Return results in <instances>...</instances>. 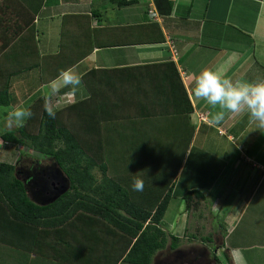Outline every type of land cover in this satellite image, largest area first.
I'll return each instance as SVG.
<instances>
[{"label": "crops", "instance_id": "1", "mask_svg": "<svg viewBox=\"0 0 264 264\" xmlns=\"http://www.w3.org/2000/svg\"><path fill=\"white\" fill-rule=\"evenodd\" d=\"M168 1L172 3L171 9L168 13H163L157 8L155 0H135L121 6L114 0H0V109H4L0 112V162L15 165L18 175L23 177L29 186L25 173H30L35 168L34 166L30 171L29 163V155L34 158L35 152L22 144L12 145L2 141L1 135L9 131L7 112L17 107H27L31 99L38 97L39 101L30 106V109H34L30 126L34 125L31 128L37 129L41 106H44L45 97L49 94V82L65 68H72L79 73L82 83L75 91L63 89L59 94L51 96L50 101L54 100L53 105L56 109L67 108L81 101L84 105H89L87 101L91 96L104 93L109 95L103 101L107 103L108 109L105 110L101 105L100 113L120 116L126 111L122 99L125 95L129 97L133 95L128 92L125 94L126 90L139 88L138 83L141 82L142 85L150 81L146 78L140 79V74L145 72V68L140 67L152 63L172 62L178 78L173 81L171 79V82L182 84L193 105V113L206 116V121H203L205 123H208L212 109L205 101L197 100L192 95L193 82L203 69L212 66L211 69L214 70L218 67L223 68L226 70V76L233 81L237 80L234 76L241 75L249 77V81L240 79L246 82L264 80V0ZM12 4L17 6L14 11L19 15L16 19L19 20V24L16 21L13 24L9 21L14 18L11 17ZM34 4H40V7L38 12L33 13L32 23H29L28 18L32 16L28 17V11L33 10ZM30 13L32 15L31 11ZM56 23L59 26H56ZM203 31L206 36L204 41L208 46L203 45L201 36L204 34ZM215 37L219 40L217 47L213 41ZM223 39L228 40L224 42ZM192 42L201 43L200 49L203 46L204 50L208 49L205 54L211 55L206 61L210 62V65L198 63L194 66L184 61L188 55L187 45ZM212 60L222 62H211ZM38 65H41L39 74L30 72ZM35 111L38 112V118L34 117ZM123 116L124 126L122 129L118 127L123 133L121 136L118 132L116 138L120 141L118 145H126L125 142L128 145L142 143L145 139V136H141L142 132L145 135L144 131L147 129L143 128L140 131L141 124L137 123L140 118L133 115L134 118L125 119L124 114ZM244 118H247L246 126L241 127L240 123ZM109 121L113 122L112 119ZM254 123L247 114H227L220 125L214 126L215 147L232 151L231 154L234 156L240 149V138L246 133L249 134L252 146L257 142L256 139L260 138L257 143L262 147L264 130L254 129ZM207 125L213 126L209 123ZM12 129L15 130L17 127ZM197 129L195 126L192 143ZM115 131L118 130L114 129ZM238 157L234 160L235 164L245 165L248 169L247 177L255 175L257 177L263 172L264 162L259 163L253 155L244 158L239 150ZM241 158L244 160L243 163ZM25 162L27 165L24 166ZM35 164L40 163L36 160ZM180 172L181 170L177 174V179ZM212 188L207 189V193L215 197ZM28 190L33 197L34 191L30 186ZM34 196H37V193ZM229 210L236 211V208ZM187 212L184 211L186 218L184 223L176 222L178 225L181 224L178 230L180 232L175 234L179 237L185 234ZM235 214H230V221H227V237L232 234L230 225L236 223ZM85 215V218H77L74 222L72 220L73 224L70 226L72 230H69L67 239L68 253H72L70 248L72 250L78 237H83L93 229L90 223L94 220H89V214ZM173 225L163 228L171 232ZM76 227H84L86 233L79 235L75 232ZM225 245L230 248L231 264H256L252 258L247 261L245 253L240 250V244ZM36 255L35 262L38 264H72L40 255V258H37ZM65 257L72 260L75 255L68 254ZM83 257L84 264H92L88 254ZM122 263L124 262L119 261L117 264ZM257 263L264 264L263 261Z\"/></svg>", "mask_w": 264, "mask_h": 264}, {"label": "trees", "instance_id": "2", "mask_svg": "<svg viewBox=\"0 0 264 264\" xmlns=\"http://www.w3.org/2000/svg\"><path fill=\"white\" fill-rule=\"evenodd\" d=\"M114 1L119 6L135 2ZM155 3L163 13L171 9L172 3L168 0H155ZM12 5L11 17L14 18L9 21L13 24L18 23L19 15L15 12L16 4ZM39 7L40 4H34L33 10L29 9L32 15L28 11V17H32L27 22L32 23L33 13L38 12ZM140 68H145L140 79L150 81L142 84L143 88L140 82L139 88L126 90L125 94L133 95L122 99L126 111L120 116L100 113L101 105L108 109L103 101L109 95L103 93L91 96L87 101L89 105L81 101L67 107L71 112H79L74 121L80 128L66 125L67 120L57 117V112L54 119L50 118L41 106L37 129L26 122L23 127L1 135L5 143L32 149L35 161H53L66 176L68 188L54 199L39 203L31 196L16 166L0 162V264H35L36 254L37 258L40 255L72 264H84L86 254L92 264L119 261L151 264L157 251L166 247L175 250L185 234L189 236L187 231L179 237L163 229L161 221L173 197L177 174L181 170L180 178L186 167L184 159L195 132L190 118L194 108L182 84L171 82L178 78L172 62ZM123 114L125 119L140 118L137 122L141 124L140 131L147 129L145 135L140 134L145 136L142 143L118 145L120 141L116 138L118 132L121 136L123 133L118 128L124 126ZM105 139L107 141H102ZM34 166L32 162L30 171ZM96 167L101 172L100 177L94 173ZM136 177L144 180L143 191H133L132 182ZM201 189L194 187L184 191L182 199L186 210L200 208L201 201L205 200ZM85 214H89V220H94L90 223L93 229L83 235L86 229L76 227L75 232L83 237L77 238L72 250L70 248L72 253H68L72 220L85 218ZM224 229L223 233L220 231L224 260L221 262L214 253L208 256L215 264H231L230 248L225 245L226 227ZM202 240L210 243L213 238L207 235ZM68 254L75 255V260L65 257Z\"/></svg>", "mask_w": 264, "mask_h": 264}, {"label": "rangeland", "instance_id": "3", "mask_svg": "<svg viewBox=\"0 0 264 264\" xmlns=\"http://www.w3.org/2000/svg\"><path fill=\"white\" fill-rule=\"evenodd\" d=\"M56 26H59L58 23H56ZM201 36L203 38V45L208 46L204 41L206 40L205 32ZM227 40L223 39L224 42ZM213 41L217 47V43L219 42L218 38L215 37ZM199 45L201 43L197 44L195 42L187 45L188 55H186L184 61L188 62L189 65L194 64V66L198 63L210 65V62H206L211 57V55H208V57L205 54L208 49L206 48L204 50V46L200 49ZM211 62L222 61L212 60ZM40 70L41 65H38L37 68H34L30 72L34 71L36 74H39ZM91 76H93V73ZM234 77L237 80H250L249 77L242 75ZM251 80L253 81L252 77ZM37 98L31 99L25 108H30V106L34 105V102H38L39 100L37 101ZM50 103L54 104V100H51ZM1 110L4 109H0V112ZM33 110L31 109V111ZM56 112L57 117H63L67 120L65 122L66 125L72 126L74 124L73 126L77 125L80 128L77 122L74 121L78 119V111L71 112L66 107H57ZM34 117L38 118L37 111L34 112ZM199 117L200 114L196 113H191L190 115L191 121L198 129L194 143L191 142L187 150L184 159V163L186 164L185 170L181 177L178 178L173 191V197L166 209L161 225L169 227L170 224H174L171 232L174 234L180 232L178 230H180L181 224L178 225L176 222L182 221L184 223L186 220L184 211L188 210H186L185 202L182 199V194L186 189L203 187L201 190L205 193V200L201 201L199 209H192L187 212V229L185 228V231H187L189 236L185 234L179 247L175 250H170L166 247L165 249L157 251L153 256L151 264L188 263L194 257L198 256L199 252H204L203 255H205L202 264L208 263L210 253L216 254L222 262L224 260L221 251L223 236L220 234V231L222 230L223 233L224 228L227 226V221H230V214L235 213L236 223L233 226L230 225L232 234H229V237L226 236L225 241L230 244H240V250L245 253L247 261L250 260L249 258H252V261L256 262V264L259 261H263L264 263V170L257 177L255 175V177L251 176L249 178L247 177L248 169L245 165L238 162V164H235L234 161L236 157L239 158L240 150V154L244 158L247 155H253L259 163L264 162V144L260 147L257 143L260 141L259 138L256 139L257 142L252 146L249 134L246 133L239 140L240 149L232 156V151L229 152L215 147L216 131L214 126H208V123L205 122L200 124ZM31 118L28 119L29 121L27 120V124L30 123ZM245 119L247 120V118H244L243 122L240 123L241 127L246 126ZM253 128H256V123L253 124ZM255 131L257 132L259 130ZM29 156V163L32 164V162H35V157ZM38 160L41 159L38 158ZM240 160L242 163L244 162L243 158ZM25 165H27V162H25ZM249 169L252 170V167L249 166ZM94 173L98 177L101 175L97 167L94 169ZM25 174L30 188L34 191L33 193H37V196L33 194V199L39 203H45L54 199L59 193L68 188L66 176L51 160L35 164L34 170ZM211 188L215 197L207 193V189L210 190ZM232 208H236V211L229 210ZM220 225L224 228H221ZM191 234L195 236L192 237L190 236ZM207 235H211L213 238L212 242L209 243L202 240V237ZM192 263L195 264V262Z\"/></svg>", "mask_w": 264, "mask_h": 264}, {"label": "clouds", "instance_id": "4", "mask_svg": "<svg viewBox=\"0 0 264 264\" xmlns=\"http://www.w3.org/2000/svg\"><path fill=\"white\" fill-rule=\"evenodd\" d=\"M82 83V77L72 68L62 69L56 78L49 82V94L45 97L44 110L50 118H55L56 107L50 103L53 95L63 89L77 90ZM192 95L197 100L206 102L212 111L207 121L218 126L227 114H247L256 123L255 129L264 130V80L259 82L233 81L226 76L223 68L203 69L193 82ZM33 116L30 108L17 107L7 112V127H23ZM199 121H206L199 120ZM144 180L136 177L132 182L133 191H143ZM194 264V263H183Z\"/></svg>", "mask_w": 264, "mask_h": 264}, {"label": "flooded vegetation", "instance_id": "5", "mask_svg": "<svg viewBox=\"0 0 264 264\" xmlns=\"http://www.w3.org/2000/svg\"><path fill=\"white\" fill-rule=\"evenodd\" d=\"M204 252H199L198 256L194 257L191 261H189L190 263L195 262L196 264H202L203 260L205 259V255H203ZM197 255V254H196ZM204 257V258H203ZM209 259V258H208ZM205 264H215L214 261L208 260V263Z\"/></svg>", "mask_w": 264, "mask_h": 264}, {"label": "built area", "instance_id": "6", "mask_svg": "<svg viewBox=\"0 0 264 264\" xmlns=\"http://www.w3.org/2000/svg\"><path fill=\"white\" fill-rule=\"evenodd\" d=\"M200 120H205L206 119V116H203V115H200Z\"/></svg>", "mask_w": 264, "mask_h": 264}, {"label": "water", "instance_id": "7", "mask_svg": "<svg viewBox=\"0 0 264 264\" xmlns=\"http://www.w3.org/2000/svg\"><path fill=\"white\" fill-rule=\"evenodd\" d=\"M196 264V263H195Z\"/></svg>", "mask_w": 264, "mask_h": 264}]
</instances>
